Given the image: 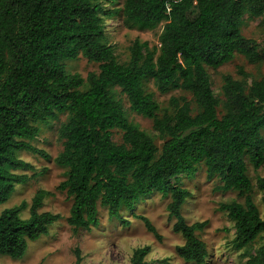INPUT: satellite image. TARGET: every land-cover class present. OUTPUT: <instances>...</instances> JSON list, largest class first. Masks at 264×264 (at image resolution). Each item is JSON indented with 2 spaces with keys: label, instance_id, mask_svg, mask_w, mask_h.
I'll list each match as a JSON object with an SVG mask.
<instances>
[{
  "label": "trees",
  "instance_id": "obj_1",
  "mask_svg": "<svg viewBox=\"0 0 264 264\" xmlns=\"http://www.w3.org/2000/svg\"><path fill=\"white\" fill-rule=\"evenodd\" d=\"M105 1L112 0H0V204L28 180L15 172L34 170L17 157L19 151L48 158L30 144L38 136L35 123L67 115L57 129L62 149L54 163L66 169L56 190L71 201L66 222L73 230L99 227L98 204L109 218L121 220L122 208L132 211L139 200L158 192L169 198L172 230L184 241L175 253L185 262L205 264L208 252L196 233L207 223L185 222L181 208L190 194L172 184L202 163L206 181H218L217 191L243 198L219 205L233 223V248L245 250V264H264V215L249 194L247 176V162L253 170L264 163V76L248 82L241 67V80L223 76L220 101L206 70L235 54L249 64L264 62V38H245L239 28L245 14L264 21V0H124L119 10L104 9ZM119 13L129 29L162 23L158 47L134 40L128 62L120 64L106 43L104 23ZM78 56L98 66L85 81L68 74L64 65ZM146 80L159 93L181 90L190 100L171 98L170 112L158 117L153 94L143 88ZM114 87L133 113L152 120L163 142L160 149L128 122ZM114 129L122 132L120 144L112 140ZM255 186L264 192V177H257ZM46 195L35 193L27 219L19 216L25 203L1 212L0 255L22 258L28 243L47 235L60 219L39 212ZM139 219L158 239L148 220ZM121 223L128 226L126 220ZM258 238L262 243L247 250ZM149 252V247L133 250L130 263L152 264L145 260Z\"/></svg>",
  "mask_w": 264,
  "mask_h": 264
},
{
  "label": "rangeland",
  "instance_id": "obj_2",
  "mask_svg": "<svg viewBox=\"0 0 264 264\" xmlns=\"http://www.w3.org/2000/svg\"><path fill=\"white\" fill-rule=\"evenodd\" d=\"M124 0H112L102 2L104 9H121ZM106 43L112 46L117 61L120 64L127 63L130 52L129 47L134 40L147 42L150 47H158L162 23L148 30L137 28L129 29L122 23L121 14L104 20ZM240 33L243 37L261 42L264 38V21L261 17H252L245 14L240 22ZM68 74H77L84 81L88 73L98 72L95 63L87 62L81 56L75 60L64 62ZM242 68L249 75L248 82L259 80L264 76V62L249 64L242 56L235 54L233 59L217 69L207 68L211 89L214 95L223 100L221 87L223 76L230 75L235 80H241L237 74L238 68ZM85 84L81 89L85 90ZM146 92L152 93L154 101L158 106V117L163 112H170L169 100L171 98L185 97L190 100L189 94L181 90H170L159 93L151 80L143 83ZM116 100L120 101L125 117L128 122L136 125L147 134L160 149L162 140L152 128V120L143 118L133 113L129 108L126 97L117 87L112 88ZM217 113H223L221 105L217 107ZM67 115H58L56 119L36 122L38 136L30 144L38 150L43 151L48 158L26 151H19L17 157L33 167V171H16V174H25L28 180L25 184L15 185L9 198L0 204V214L6 209L25 203L26 208L19 214L21 219L29 217L31 200L38 190H43L48 195L43 199L39 212L58 214L60 219L52 225L48 234L34 242H29L22 258L14 260L6 255H0V264H75L76 250L80 257V264H131L130 258L133 250L149 247L150 252L145 260L152 264H194L183 261L175 253V248L181 246L184 241L182 237L174 233L172 226L174 220L169 218L166 206L168 197H162L158 192L139 200L132 211L122 208L120 210L121 220H126L128 226H124L121 220L109 218L107 211L98 204L97 218L99 227L73 230L66 222L69 216L71 201L64 192H59L56 187L64 180L66 169L57 166L54 159L61 152V141L57 139V129L66 121ZM264 138V130L261 132ZM122 132L112 130V140L120 144ZM247 176L252 189L249 193L256 205L260 216L264 215V192L255 186L257 177H264V163L257 170L247 162ZM172 184L186 189L190 197L186 199L181 208V215L188 225L206 222L207 225L196 233L206 246L208 257L205 264H245V250L237 251L232 246L234 237L233 223L226 213L219 210L220 204L231 201L243 202V198L237 192H221L215 187L218 181H206L205 167L201 163L196 166L193 175L182 174L172 180ZM145 218L156 231L159 238L149 233L142 220ZM264 235V234H263ZM262 243L258 238L247 250L254 251Z\"/></svg>",
  "mask_w": 264,
  "mask_h": 264
}]
</instances>
